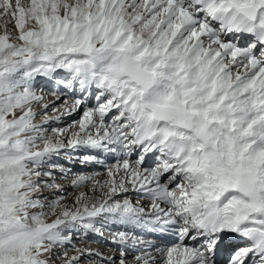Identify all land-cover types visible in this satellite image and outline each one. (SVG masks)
<instances>
[{
  "label": "snow or ice",
  "instance_id": "snow-or-ice-1",
  "mask_svg": "<svg viewBox=\"0 0 264 264\" xmlns=\"http://www.w3.org/2000/svg\"><path fill=\"white\" fill-rule=\"evenodd\" d=\"M0 264H264V0H0Z\"/></svg>",
  "mask_w": 264,
  "mask_h": 264
},
{
  "label": "bare ground",
  "instance_id": "bare-ground-1",
  "mask_svg": "<svg viewBox=\"0 0 264 264\" xmlns=\"http://www.w3.org/2000/svg\"><path fill=\"white\" fill-rule=\"evenodd\" d=\"M44 93H46L45 96H46V100L47 101L54 100L55 99V95L60 94V93H53L52 89L50 88V85H48V86H46L44 88ZM69 99H73V97H69ZM57 103L59 104L60 102H57ZM48 114L50 116L51 115H54V113L51 110H49V113ZM81 114H82L81 112L75 113L71 117H65V118H63L60 122L52 123V125L57 126V128L65 127V126L71 124L74 120H79ZM53 128H56V127H53ZM60 163H64V162H62L60 160ZM109 163H112V161H109ZM67 167H71L73 173H77V172H98V171H103V169L99 168L98 166H93V165L81 166L78 161L75 162L72 165H68ZM56 175H57V183L62 184L65 187V189H66V192L63 193V195H66L68 197V200L71 201V198H72L74 192L76 191L72 187H70V182H71V179H72L71 174L68 177L63 178V179L60 178L59 172H57ZM67 193H69V194H67ZM93 237L94 236H92L90 238V240H92ZM95 237H97V236H95ZM97 239H98V241H97ZM97 239L94 240V241H97V243H90L88 241H76V243H79L81 246H83L84 243H89L91 247H93V248H100V249H102L105 252H108V251H111L112 250V246L110 244L106 243L100 237H97Z\"/></svg>",
  "mask_w": 264,
  "mask_h": 264
},
{
  "label": "rangeland",
  "instance_id": "rangeland-1",
  "mask_svg": "<svg viewBox=\"0 0 264 264\" xmlns=\"http://www.w3.org/2000/svg\"><path fill=\"white\" fill-rule=\"evenodd\" d=\"M45 94H46V93H45ZM53 127H56V128H57V126H54V125L51 124V125L49 126V134H51V131H50V130H51ZM61 161L64 162L63 159H61ZM67 166H68V165H65V167H67ZM73 192H74V191H73ZM67 194H69V193H67ZM72 194H73V193H72ZM96 239H97V237L94 236V237L92 238V240H90V243H97L98 239H97V241H94V240H96ZM88 242H89V241H88ZM69 251H71V249H69Z\"/></svg>",
  "mask_w": 264,
  "mask_h": 264
}]
</instances>
